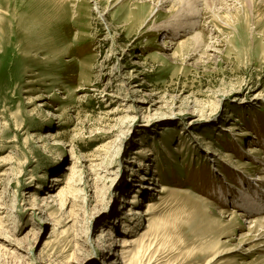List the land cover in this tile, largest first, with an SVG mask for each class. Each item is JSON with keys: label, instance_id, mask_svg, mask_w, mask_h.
I'll return each mask as SVG.
<instances>
[{"label": "rangeland", "instance_id": "rangeland-1", "mask_svg": "<svg viewBox=\"0 0 264 264\" xmlns=\"http://www.w3.org/2000/svg\"><path fill=\"white\" fill-rule=\"evenodd\" d=\"M249 202L264 0H0V264H264Z\"/></svg>", "mask_w": 264, "mask_h": 264}, {"label": "bare ground", "instance_id": "bare-ground-1", "mask_svg": "<svg viewBox=\"0 0 264 264\" xmlns=\"http://www.w3.org/2000/svg\"><path fill=\"white\" fill-rule=\"evenodd\" d=\"M182 15V14H181ZM179 24V23H178ZM183 24H181V22H180V24L177 26L178 28H176L174 31H175V35H181V33L183 34V32H187V30H184V28L183 29H181L183 26H182ZM189 25V26H188ZM188 25H186V27L188 28V27H190V28H192V26L191 25H194L193 23H190V24H188ZM189 28V29H190ZM180 29V30H179ZM181 32V33H180ZM195 38H197V36L195 37ZM50 136H51V134H50ZM54 181H56V179L54 178ZM166 190H167V188L166 187H164L163 186V188H162V190L160 191V193H166ZM158 191V190H157ZM246 195V194H245ZM49 197H51V198H53V196L51 195V196H49ZM129 203H131V201H129ZM249 203H251V202H249ZM152 204H150L149 203V208H152ZM249 209V210H248ZM247 210L248 211H251V210H257L258 212H261V211H264V203H260V204H250V205H248L247 204ZM138 215H139V213H137ZM145 217L146 216H150V211L149 210H147L146 211V213H144L143 214ZM256 224H257V226L256 227H258V226H260V229H262V230H264V219H262L261 221H257V222H255ZM255 229V228H254ZM260 231V230H259ZM263 233H264V231H263ZM111 232H110V230L109 229H105L104 231H103V233H102V235L100 236V240L102 239L103 240V244L104 243H107V242H109V236H111ZM113 235V234H112ZM261 235V234H260ZM136 239V238H135ZM135 239H130V238H126V237H124V238H122V239H119V241L122 243L121 244V246H120V248H122L121 249V255H122V262L121 263H123V264H126L127 263V251H128V249L130 248V247H132V245L134 244V243H136V241L137 240H135ZM117 241H118V239H117ZM104 246V245H103ZM106 248H107V246H105ZM109 254V253H108Z\"/></svg>", "mask_w": 264, "mask_h": 264}]
</instances>
